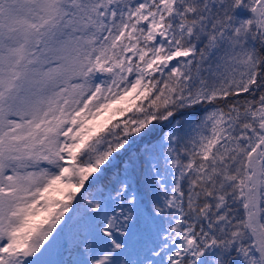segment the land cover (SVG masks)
<instances>
[{"label":"snow or ice","instance_id":"6c2138e0","mask_svg":"<svg viewBox=\"0 0 264 264\" xmlns=\"http://www.w3.org/2000/svg\"><path fill=\"white\" fill-rule=\"evenodd\" d=\"M0 264H264V0H0Z\"/></svg>","mask_w":264,"mask_h":264}]
</instances>
